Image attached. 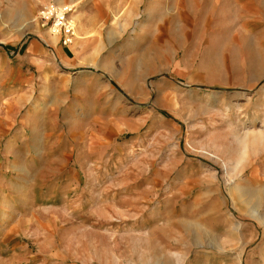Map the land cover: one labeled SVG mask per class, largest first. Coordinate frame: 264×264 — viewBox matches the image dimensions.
I'll return each mask as SVG.
<instances>
[{"label": "rangeland", "instance_id": "obj_1", "mask_svg": "<svg viewBox=\"0 0 264 264\" xmlns=\"http://www.w3.org/2000/svg\"><path fill=\"white\" fill-rule=\"evenodd\" d=\"M234 5L0 0V264H264V0Z\"/></svg>", "mask_w": 264, "mask_h": 264}, {"label": "crops", "instance_id": "obj_2", "mask_svg": "<svg viewBox=\"0 0 264 264\" xmlns=\"http://www.w3.org/2000/svg\"><path fill=\"white\" fill-rule=\"evenodd\" d=\"M229 2H233L235 5V17L236 19L238 20V22H240V18H241V11L243 10L242 6L243 4L247 3V0H228ZM259 1V0H258ZM57 42H58V39H57ZM56 42V43H57Z\"/></svg>", "mask_w": 264, "mask_h": 264}, {"label": "built area", "instance_id": "obj_3", "mask_svg": "<svg viewBox=\"0 0 264 264\" xmlns=\"http://www.w3.org/2000/svg\"><path fill=\"white\" fill-rule=\"evenodd\" d=\"M51 12H52V10H50V13ZM64 12H65V10H63V9L59 11V14H57V17H56L57 22L63 23V21L65 20ZM62 26H63V24L61 25V28H62Z\"/></svg>", "mask_w": 264, "mask_h": 264}, {"label": "bare ground", "instance_id": "obj_4", "mask_svg": "<svg viewBox=\"0 0 264 264\" xmlns=\"http://www.w3.org/2000/svg\"><path fill=\"white\" fill-rule=\"evenodd\" d=\"M57 32V30H53V33H56ZM57 38V37H56ZM51 40V39H50Z\"/></svg>", "mask_w": 264, "mask_h": 264}]
</instances>
